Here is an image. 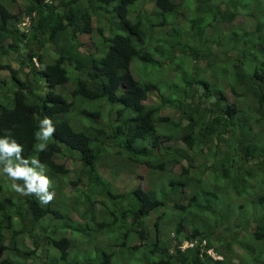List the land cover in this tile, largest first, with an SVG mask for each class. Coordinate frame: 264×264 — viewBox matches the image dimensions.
Segmentation results:
<instances>
[{
    "label": "trees",
    "instance_id": "trees-1",
    "mask_svg": "<svg viewBox=\"0 0 264 264\" xmlns=\"http://www.w3.org/2000/svg\"><path fill=\"white\" fill-rule=\"evenodd\" d=\"M10 1L0 0V138L45 166L55 198H0V264H264V0H23L18 13ZM240 14L255 29L222 28ZM84 34L93 48L82 49ZM33 39L51 61L32 50L20 57L29 73L6 62ZM171 63L168 82L159 72ZM44 118L55 133L41 152ZM65 151L73 169L55 158ZM142 162L151 187L115 193V178ZM63 186L76 189L71 213ZM95 232L106 245L89 247Z\"/></svg>",
    "mask_w": 264,
    "mask_h": 264
},
{
    "label": "rangeland",
    "instance_id": "rangeland-1",
    "mask_svg": "<svg viewBox=\"0 0 264 264\" xmlns=\"http://www.w3.org/2000/svg\"><path fill=\"white\" fill-rule=\"evenodd\" d=\"M145 1L147 0H140V3L138 4V6L140 7L141 4H145ZM23 6V0H18L17 2H11L10 1V6L13 7L14 11L16 13L19 12L21 6ZM147 6L148 7H151L152 4L151 2H148L147 3ZM185 20L180 18V25L181 26H184L185 25ZM247 25V27H250L251 29H255V24L254 22L247 18L246 15L244 14H240L239 16H237V18L231 22V23H222V28H224V30H229L230 28L238 25V24H241V23H244ZM29 20L27 19V16L23 17L22 18V21L21 23L19 24V27L22 29V30H25L28 28L29 26ZM169 26H166L164 28V30H167ZM159 34H161V31L158 30ZM82 42L84 43L82 49L85 50V49H89V48H93L94 47V44L92 42V39H91V36L89 34H84V35H81L80 36ZM32 50H35V51H38L40 53H44L45 54V59H47V61H51L52 60V52L50 50V53L48 52L49 50L44 48V46L42 44H39L36 39H33L29 42V44L27 45V47L25 45H22L20 47V49L17 51V52H14V53H11L9 57H7V61L8 63H11L14 67H17V68H24L25 71H28L29 68L28 66L26 65H23L20 61V57L26 59L28 57V55L30 54V52ZM202 65H204V62L201 63ZM139 65L137 66H134L133 65V70L134 72H136V74H138L140 72V76H138L141 80L142 79H146L147 77L144 75L142 76V71L139 70ZM173 67H174V63H171L170 65L166 66L165 68H163V72H159L161 76L159 77H162L163 79H166V81H172V77L175 76V73L173 72ZM139 71V72H138ZM29 73V71H28ZM3 77H8L10 74H9V70H4L1 74ZM24 76V75H23ZM31 76V75H30ZM165 76V77H163ZM67 88L68 89H71L72 88V83L69 82L67 83ZM36 87H39V84H36ZM44 90H46V86L44 85ZM171 86H167L166 85V91L167 92H171L170 90ZM42 91V90H41ZM158 94L156 93H151L148 100H147V103L150 104V103H157L159 102V97L157 96ZM226 95L230 98V100H234V97L231 93V91L229 89L226 90ZM194 97H197L196 95H194ZM162 113L164 115H170V116H179V112L176 111L174 108L172 107H167L165 109H163ZM66 153V154H65ZM65 153H62V154H55V158L58 162H63L65 163L70 169H73L76 165V162L75 161V157L74 156H69L68 155V152L65 151ZM186 163V162H185ZM137 176H133L132 178H127V177H121L120 178H115V183H114V191L115 193H119V192H126V191H129L130 189H133L135 187H137L139 184L142 185L145 189L147 188H150L151 187V179L149 177V169H148V166L145 164V162H142L141 165H139L137 167ZM175 171L177 172H180L181 168H180V165H177L175 167ZM45 174L49 177L51 176V174H49L48 170L45 169ZM104 174L106 175V177H110V174L108 172H106L104 170ZM75 177V173L72 171L69 176L67 177V181H69L70 179H74ZM84 178H86V175L84 174L83 175ZM64 181L65 178H62ZM183 179H185L186 181H191L192 177L188 174L184 175ZM11 183L12 181H10L4 174L0 173V198H2L4 195H6L9 191H12V192H15L12 188H11ZM17 183H23L22 181H17ZM53 183V181H52ZM64 187V193L69 195L70 198H66V201H64V204L62 205L63 208H64V211L67 212V213H71L73 211V205H75V197H76V189L74 186H63ZM18 195V193H17ZM101 196H98V198H100ZM107 198V197H105ZM238 203L239 202H243L244 201V198L240 197L238 199ZM108 202V201H107ZM109 204H111V202H108ZM57 206V204H56ZM59 207V206H57ZM90 207V206H89ZM101 208V204H98L96 206V212L97 210ZM76 213V212H75ZM75 217L78 218V220H80L79 216L78 215H75ZM157 217V213L151 215L148 217L149 220H147L146 222V225L148 226H153L154 225V222H155V218ZM164 217V222H162L163 224H167V220H166V216L163 215ZM174 232H171V236H173ZM95 235L97 236H92V241H90V243H87L89 245L90 248H92L93 244H95L96 242L101 244V245H106L107 243V240L108 238H110L108 235H102L100 232H95ZM84 239H78L77 241V244L78 245H84ZM138 242L140 241L139 239L137 240ZM136 241V242H137ZM38 243V240L37 238L35 237H32V233H25L24 234V242H23V245H24V248L26 249H30V250H33L35 249L36 247V244ZM125 260L127 261V258H125ZM31 260L28 261L31 262ZM127 263H129V261H127Z\"/></svg>",
    "mask_w": 264,
    "mask_h": 264
},
{
    "label": "clouds",
    "instance_id": "clouds-1",
    "mask_svg": "<svg viewBox=\"0 0 264 264\" xmlns=\"http://www.w3.org/2000/svg\"><path fill=\"white\" fill-rule=\"evenodd\" d=\"M27 19L29 20L28 17ZM39 123L35 138L40 141L38 150L43 152L46 150L47 141L55 133V127L49 118H44ZM22 152L23 146L12 139L10 133L0 138V173L12 181L11 188L16 193L21 196H35L42 205H47L55 198V192L50 191L52 181L45 174V166L38 159L24 158Z\"/></svg>",
    "mask_w": 264,
    "mask_h": 264
},
{
    "label": "built area",
    "instance_id": "built-area-1",
    "mask_svg": "<svg viewBox=\"0 0 264 264\" xmlns=\"http://www.w3.org/2000/svg\"><path fill=\"white\" fill-rule=\"evenodd\" d=\"M192 245H193V242L186 241V242H184V243L181 245V247H182V248H186V247H188V246H192ZM208 252H209L210 254H212V255L215 256V252H214L213 249H208ZM216 257H220V256H217V255H216Z\"/></svg>",
    "mask_w": 264,
    "mask_h": 264
}]
</instances>
